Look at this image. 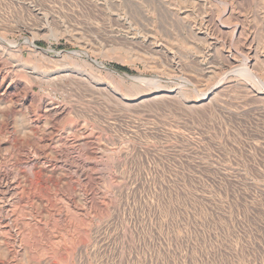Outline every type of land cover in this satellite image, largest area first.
Listing matches in <instances>:
<instances>
[{"label": "rangeland", "instance_id": "obj_1", "mask_svg": "<svg viewBox=\"0 0 264 264\" xmlns=\"http://www.w3.org/2000/svg\"><path fill=\"white\" fill-rule=\"evenodd\" d=\"M262 85L264 0H0V264H264Z\"/></svg>", "mask_w": 264, "mask_h": 264}, {"label": "trees", "instance_id": "obj_2", "mask_svg": "<svg viewBox=\"0 0 264 264\" xmlns=\"http://www.w3.org/2000/svg\"><path fill=\"white\" fill-rule=\"evenodd\" d=\"M118 70H121V71H126L125 68H121V67H116Z\"/></svg>", "mask_w": 264, "mask_h": 264}, {"label": "bare ground", "instance_id": "obj_3", "mask_svg": "<svg viewBox=\"0 0 264 264\" xmlns=\"http://www.w3.org/2000/svg\"><path fill=\"white\" fill-rule=\"evenodd\" d=\"M246 72H247V71H246ZM258 87H259V86H258ZM261 87H262V89L264 90V85H262ZM259 90H260V89H259ZM205 96H206V95H205Z\"/></svg>", "mask_w": 264, "mask_h": 264}]
</instances>
